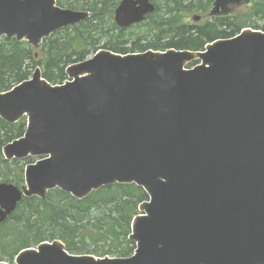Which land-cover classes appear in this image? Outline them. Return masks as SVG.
Here are the masks:
<instances>
[{"label": "water", "instance_id": "obj_1", "mask_svg": "<svg viewBox=\"0 0 264 264\" xmlns=\"http://www.w3.org/2000/svg\"><path fill=\"white\" fill-rule=\"evenodd\" d=\"M242 1L216 0L214 12ZM154 9L122 0L115 19L126 27ZM88 16L56 0H0V35L38 44ZM207 49L102 50L69 67L74 81L53 86L38 68L0 93L3 118L28 116L5 158L42 157L27 165L23 191L0 183V223L23 195L56 187L82 199L135 182L150 195L133 222L136 255L77 256L56 240L23 250L17 264H264V32ZM196 58L204 64L183 70Z\"/></svg>", "mask_w": 264, "mask_h": 264}, {"label": "trees", "instance_id": "obj_2", "mask_svg": "<svg viewBox=\"0 0 264 264\" xmlns=\"http://www.w3.org/2000/svg\"><path fill=\"white\" fill-rule=\"evenodd\" d=\"M154 1L156 11L135 25L146 30L135 39L130 37L131 31L127 39L128 29L114 21L119 0H58L65 7L89 10L92 16L46 38L38 50L26 41L0 37V91L29 78L36 66L50 82L62 83L69 64L86 59L100 48L121 53L149 48L202 50L207 43L234 36L245 27L264 30V0H252L229 15L198 24L190 23L188 15H205L214 0ZM25 126V120L9 123L0 117V164L9 168L10 174L4 181L17 185L24 181V164L5 160L2 148L21 136ZM146 198L147 194L133 184L102 187L83 200L59 189L45 198L25 197L0 224V261H12L21 249L54 239L62 240L72 253L129 256L136 247L129 239L131 223L139 213V203Z\"/></svg>", "mask_w": 264, "mask_h": 264}, {"label": "rangeland", "instance_id": "obj_3", "mask_svg": "<svg viewBox=\"0 0 264 264\" xmlns=\"http://www.w3.org/2000/svg\"><path fill=\"white\" fill-rule=\"evenodd\" d=\"M144 30H146V27H142V28H139V27H132L130 30H128L127 32V39H129V33L132 31L130 37L133 39H135L134 37L137 36L138 34H142L144 32ZM127 46H130L131 45V41L126 44ZM28 162V161H24V165L25 163ZM11 167H13V165H11ZM10 175L9 174V168H5L4 166H1L0 164V181H4V179ZM11 176H14V175H11ZM16 178V177H15ZM21 187H23V183H21Z\"/></svg>", "mask_w": 264, "mask_h": 264}]
</instances>
